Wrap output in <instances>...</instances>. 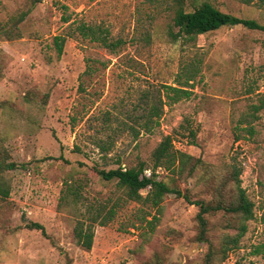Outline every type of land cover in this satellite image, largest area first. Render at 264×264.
<instances>
[{
	"label": "rangeland",
	"instance_id": "obj_1",
	"mask_svg": "<svg viewBox=\"0 0 264 264\" xmlns=\"http://www.w3.org/2000/svg\"><path fill=\"white\" fill-rule=\"evenodd\" d=\"M203 1L264 26L261 0H186V11ZM28 10L19 37L0 38V147L7 163L17 165L2 174L9 197L0 201V264H144L153 253L162 264H204L207 246L195 241L196 206L174 194L158 209L126 202L116 181L93 170L140 161L150 173L151 153L166 136L175 151L202 165L189 179L163 169L156 179L191 201L210 199L205 166L220 169L235 159L253 219L238 248L213 264H264V109L251 134L237 125L264 96V32L223 27L172 43L166 35L172 4L146 0H40L33 7L30 0H0V24ZM81 24L123 43L102 48L79 35ZM58 36L65 37L60 56L53 46ZM189 63L198 73L184 85ZM166 86H181L189 96L172 102ZM151 105L160 116L145 129ZM65 183L78 187L76 205L61 201ZM117 200L113 218L94 227L92 248L76 246L75 219L89 207L105 205L106 213ZM207 218V237L217 245L227 222ZM29 222L45 234L26 229Z\"/></svg>",
	"mask_w": 264,
	"mask_h": 264
},
{
	"label": "trees",
	"instance_id": "obj_2",
	"mask_svg": "<svg viewBox=\"0 0 264 264\" xmlns=\"http://www.w3.org/2000/svg\"><path fill=\"white\" fill-rule=\"evenodd\" d=\"M148 3L154 4L157 2H168L172 4V23L167 30V37L170 42L176 43L178 40L184 42H194L196 37L208 33L215 32L223 27L242 26L248 30H258L264 32V26L259 25L254 20L241 19L231 14L223 13L215 8L211 3L203 1L198 5L191 6L190 11H186V0H146ZM251 0H242L243 3H250ZM40 0H30V6L38 4ZM264 2V0H261ZM27 12H20L16 16L11 17L7 23L0 24V38L7 41L14 40L19 37L18 26L24 21ZM173 29L177 31L174 32ZM79 35L97 43L102 48L113 51L123 42L121 40L110 41L106 30L100 27L86 26L81 24L77 27ZM143 40H148L147 35H143ZM64 36L53 38V46L56 55L60 56L63 51ZM2 61L0 60V68ZM184 85L192 81L197 72L194 65L189 63V68L186 70ZM172 102H177L182 99H187L189 92L181 86L164 87ZM151 114L145 118L143 127L149 129L148 123L152 118L158 119L160 114L157 112L154 105L150 106ZM264 109V96H261L257 104L249 106V112L242 114L237 120L238 126L248 127L249 134L252 133V122L258 119L256 113ZM188 136L194 137L192 131H188ZM238 139L235 138L234 141ZM170 136L164 137L161 142L155 147L151 153L152 166L149 176L145 175L146 166L143 162L138 161L134 166L116 169H97L93 168L95 174L103 181H116L117 187L122 191L124 201L135 203L149 204L152 208L158 209L167 194H174L176 197H182L187 204L197 207V212L194 216L196 222L195 241L205 244L207 252L204 259V264H213L215 257L220 260L225 259L230 251L238 248L239 241L247 231L246 223L253 219V203L249 200L245 190L241 187L240 175L242 169L237 165L235 159H232L230 165L223 166L220 169L214 167L203 166L205 170L204 184L209 188V200L191 201L188 196L182 195L178 189L170 188L163 181L156 179L155 172L157 169H163L173 175L179 176L180 180L191 178L198 166H201V160L194 158L187 153L175 151ZM22 167V166H21ZM17 165L13 162L7 163L5 151L0 147V201H5L9 197V188L2 179L4 172L13 171ZM146 190L144 196L141 192ZM71 198L73 204L80 201L81 195L78 193V187H73L71 183H65L64 196L61 201H67ZM117 200L112 207L106 212L105 205H100L98 208H88L85 214L77 217L74 221L72 229V239L76 246L89 251L92 248L94 238V227H104L114 216V207L118 204ZM219 215L225 225H222L226 231L218 235L217 245L211 243L207 237L208 233V216L214 217ZM157 219L154 217L153 221ZM230 223V224H229ZM149 232L153 231L152 221L148 222ZM29 230H38L42 235L45 234L43 227L38 223L29 222L25 226ZM144 264H162L160 257L153 253L150 260Z\"/></svg>",
	"mask_w": 264,
	"mask_h": 264
},
{
	"label": "built area",
	"instance_id": "obj_3",
	"mask_svg": "<svg viewBox=\"0 0 264 264\" xmlns=\"http://www.w3.org/2000/svg\"><path fill=\"white\" fill-rule=\"evenodd\" d=\"M145 175L149 176V173H147V174H145Z\"/></svg>",
	"mask_w": 264,
	"mask_h": 264
}]
</instances>
